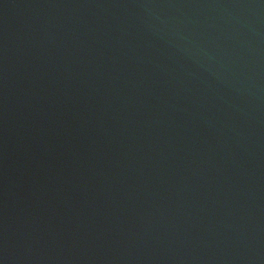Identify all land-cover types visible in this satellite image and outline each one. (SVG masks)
<instances>
[{"label": "water", "instance_id": "1", "mask_svg": "<svg viewBox=\"0 0 264 264\" xmlns=\"http://www.w3.org/2000/svg\"><path fill=\"white\" fill-rule=\"evenodd\" d=\"M0 264H264V0H0Z\"/></svg>", "mask_w": 264, "mask_h": 264}]
</instances>
